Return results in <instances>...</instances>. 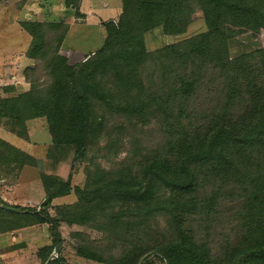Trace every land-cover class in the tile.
<instances>
[{
	"label": "trees",
	"instance_id": "obj_1",
	"mask_svg": "<svg viewBox=\"0 0 264 264\" xmlns=\"http://www.w3.org/2000/svg\"><path fill=\"white\" fill-rule=\"evenodd\" d=\"M193 3L200 6L206 30L156 52L162 72L153 90V84L144 81L147 73L142 74L150 57L144 36L158 28L167 37L183 34ZM65 6L73 8L77 18L82 16L78 0H65ZM19 25L31 38L26 57L33 64L23 71L29 86L14 96L0 97V124L27 139L26 122L44 118L50 151L70 150L75 161L85 159L98 136L105 134L109 118L118 130L126 125L143 126L152 118L167 121L175 111H182L179 101L185 102L196 91L197 72L211 66L220 83L222 112L214 113L206 133L188 135L178 130L168 152L147 157L138 176L125 179L95 167L87 173V185L79 189L71 186L70 176L63 181L41 174L45 193L42 209L54 199L74 193L78 202L68 207L72 213L81 211L79 217L72 216L81 224L104 219L111 230L119 229L122 213L110 208L119 201L126 211L146 216L160 213L173 225L172 236L156 243L149 253L138 250L104 258L96 249L77 245L78 256L106 264H155L151 254H157L162 264H264V47L229 58V41L239 32L235 29L253 33L264 30V0H121L117 19L103 25L105 36L100 46L75 64L59 52L69 29L67 23L20 21ZM45 29H56L58 35L45 63L48 81L41 84L29 75L43 57ZM53 30L49 31L56 32ZM53 65L60 70H54ZM168 69L176 74L173 83L166 79ZM168 105L170 113H166ZM98 106L104 111L100 115L96 114ZM234 108L240 111L233 114ZM108 136L104 147L110 150L113 141L119 139L111 133ZM0 163L14 172L23 165L38 166L34 158L1 139ZM204 169L217 175L221 183L205 204L216 205L221 185L227 184L238 192L242 216L247 220L244 235L223 257L212 256L207 243L194 239L184 227L187 216L198 207V174ZM99 197L103 202L91 206ZM11 208L0 201V225L9 230L36 223H50L53 228L57 224L46 210L42 215L35 208ZM58 243L55 235L50 245L38 249L41 264Z\"/></svg>",
	"mask_w": 264,
	"mask_h": 264
},
{
	"label": "rangeland",
	"instance_id": "obj_2",
	"mask_svg": "<svg viewBox=\"0 0 264 264\" xmlns=\"http://www.w3.org/2000/svg\"><path fill=\"white\" fill-rule=\"evenodd\" d=\"M26 1L0 0V67L5 66L10 56L19 54L17 52L20 50L21 45L30 41L29 35L18 26L20 22L18 18L20 20L27 19L18 13ZM72 1L77 2V0ZM36 3L39 4L40 8L34 20L42 23L66 22L69 24L67 35L59 52L62 56L67 57L71 64H75L84 54H88L100 46L105 36L104 23L116 20L121 11V0H78V13L82 16L77 18L74 9L65 6V0H34L30 3L32 6L30 4L29 6L36 9ZM45 30L43 57L38 60L36 69L29 75L30 78L39 80L41 84L48 81L45 63L56 44L55 35H58L56 29ZM205 30L206 25L200 6L193 3L188 16L187 27L183 34L167 37L158 28L145 35L144 42L147 51L150 53V57L142 69L143 75L147 73L144 76L145 83L153 84V90L157 89L162 72L160 68L162 61L156 60V56H160L156 52L161 47L186 40ZM235 30L239 32L229 41L230 59L236 55L264 47V30L258 33L245 31L244 29ZM52 67L54 70H60L58 65ZM195 69L197 67H193V70ZM203 69L200 73L197 72L199 81L196 91L185 102L179 101L182 106L181 112L178 109L167 121L152 118L143 126L130 128V125H126L121 130L117 129L116 124L109 122V119H111L109 118L105 134L98 136L86 158L81 161H75L70 150L67 152L50 151V135L44 118L33 119L29 122L30 142H26L16 135H7L15 146L40 159L42 163L40 168L26 167L22 170L21 184L13 193V197L18 199L38 198L31 185L35 183L39 187L41 179L36 180L35 178L39 172L57 176L63 181H66L70 176L71 186L79 189L87 185V173L95 167L104 169L110 175L112 173L125 179H129V176L136 177L139 174L140 165L144 163L147 157L168 152L173 136L178 138L175 132L182 131L188 135H192V133L205 134L208 127L212 125L214 113L220 114L222 106L218 99L220 83L215 69H212L211 66ZM166 74L170 75L166 78L170 83L176 81L174 76L176 74L173 69H168ZM162 86L166 89L165 85ZM173 98L176 99L177 96ZM168 107L166 113L172 109L169 105ZM232 110L233 114L240 111L236 108ZM102 112H104L103 109L99 108L96 114L100 115ZM174 128L177 130L174 131ZM108 133L119 139V142L112 140L110 150L105 148L109 141ZM91 157L92 159L89 160ZM216 177L217 175L206 172L205 169L198 174V192L196 195L198 207L187 216L184 227L190 231L194 239L207 243L212 256L223 257L237 243L238 238L244 235L247 220L245 216H242L241 200L238 192L236 190L231 191L227 184L221 185V197L216 205L209 207L205 204L212 191L218 190L221 184L217 182ZM103 200L104 198L99 197L91 206L101 204ZM76 202H78L77 196L70 193L54 199L49 207L42 209L39 206L35 208L37 213L40 214H44V210H46L57 221L54 228L50 223L40 224L41 228L36 226L37 223L26 226L28 228L35 226L33 231L36 229L35 233L27 237L44 236L42 247L50 245L55 235L58 237L59 243L53 246L44 264H53V260H57L55 264H106L78 256L76 253L77 245L96 249L104 258H110L123 252L128 255L133 254L138 250L142 253L147 251L149 253V250L157 246L156 243L164 242L172 236L173 225L165 215L157 213L146 216L143 212L138 214L135 211H126L124 205L119 201L115 202L113 206H109L110 208L113 207L114 212L122 213L119 219V229L111 230L104 219L81 224L73 220L72 217H79L81 211L77 210L72 213V209L68 207L73 206ZM82 207H85V205H82ZM109 212L107 210V213ZM5 223L7 224V222ZM9 223L12 226V222ZM110 224L112 223L110 222ZM19 231L21 230L12 229L9 231L10 237L12 239L18 237ZM40 248H33L35 254ZM150 259L155 264H162L157 254H151ZM37 264H41L38 257Z\"/></svg>",
	"mask_w": 264,
	"mask_h": 264
},
{
	"label": "crops",
	"instance_id": "obj_3",
	"mask_svg": "<svg viewBox=\"0 0 264 264\" xmlns=\"http://www.w3.org/2000/svg\"><path fill=\"white\" fill-rule=\"evenodd\" d=\"M33 1L34 0H27L26 3L23 4V7L20 8L18 13L22 14V16L27 19L20 20L18 18V21L40 22L38 20H34V17H36V14H38V10L40 6L39 4L36 3L37 4L36 9L31 8L30 6H32L33 3L32 4L30 3ZM18 26L20 27L19 24ZM20 29L24 31L21 27ZM30 41L28 43H24L23 45H21L19 48L20 50L17 52L19 54L10 56L7 63H5V66L0 67V97L14 96L28 89L29 84L24 80L23 71L26 67L32 66L33 64V60H30L26 57V52L29 47ZM7 87L11 88V90L2 91V88H7ZM31 121H33V119L26 122L27 139H23L19 137L26 142L31 141L30 128L28 126L29 122ZM33 130H35V128H33ZM7 135H15V134L9 132L6 128H4L0 124V139L5 143H7L8 145H10L11 147L17 149L18 151L34 158L39 165L37 166V168H40V165L42 164L41 160L35 158L32 154H29L28 152H25L20 148H18L17 146H15L10 141L9 136L7 137ZM26 167L36 168L29 165H23L14 172L12 171L11 168H8L6 165H1L0 163V201L3 204H5L6 207L9 209H12L11 207L13 206L15 207L17 206L20 208L34 209L41 206L45 201V193H44L43 185L41 184L42 182L40 183L39 187H37L38 185H36L35 183L31 185L33 187V190L36 192L38 198L18 199L13 197V193H15V190L20 187L22 170L25 169ZM35 178L36 180L38 179L40 180L41 173L39 172V174L36 175ZM36 226H38V228H41L40 224H37ZM33 228H35V226H31L29 228L24 227L19 229L21 231L18 232L19 233L18 237L12 239L9 234L10 233L9 231L11 230H9V228H7L6 226L0 225V264H37L38 256H36L37 254H35L33 248L42 247V245H44V236L27 237L35 233L36 229L35 231H33Z\"/></svg>",
	"mask_w": 264,
	"mask_h": 264
}]
</instances>
